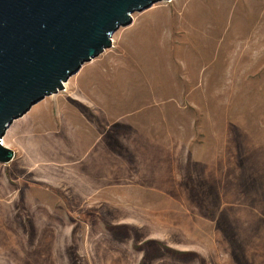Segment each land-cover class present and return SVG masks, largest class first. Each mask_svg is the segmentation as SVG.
<instances>
[{
	"label": "rangeland",
	"instance_id": "374dc122",
	"mask_svg": "<svg viewBox=\"0 0 264 264\" xmlns=\"http://www.w3.org/2000/svg\"><path fill=\"white\" fill-rule=\"evenodd\" d=\"M0 139V264H264V0H171Z\"/></svg>",
	"mask_w": 264,
	"mask_h": 264
},
{
	"label": "water",
	"instance_id": "95a60500",
	"mask_svg": "<svg viewBox=\"0 0 264 264\" xmlns=\"http://www.w3.org/2000/svg\"><path fill=\"white\" fill-rule=\"evenodd\" d=\"M160 1L171 0H0V139L15 119L110 48L133 12ZM13 157L0 140V163Z\"/></svg>",
	"mask_w": 264,
	"mask_h": 264
}]
</instances>
